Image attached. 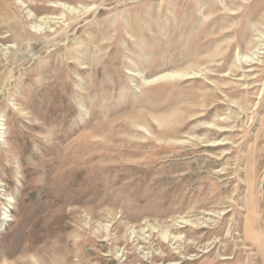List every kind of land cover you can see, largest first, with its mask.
<instances>
[{"label": "rangeland", "instance_id": "374dc122", "mask_svg": "<svg viewBox=\"0 0 264 264\" xmlns=\"http://www.w3.org/2000/svg\"><path fill=\"white\" fill-rule=\"evenodd\" d=\"M0 264H264V0H0Z\"/></svg>", "mask_w": 264, "mask_h": 264}]
</instances>
